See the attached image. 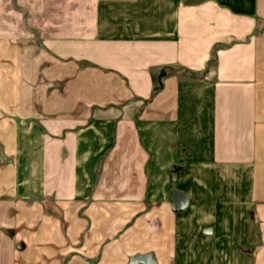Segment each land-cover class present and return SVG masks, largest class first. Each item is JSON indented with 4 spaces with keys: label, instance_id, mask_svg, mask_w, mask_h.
<instances>
[{
    "label": "crops",
    "instance_id": "0c3cea01",
    "mask_svg": "<svg viewBox=\"0 0 264 264\" xmlns=\"http://www.w3.org/2000/svg\"><path fill=\"white\" fill-rule=\"evenodd\" d=\"M0 264H264V0H0Z\"/></svg>",
    "mask_w": 264,
    "mask_h": 264
},
{
    "label": "water",
    "instance_id": "95a60500",
    "mask_svg": "<svg viewBox=\"0 0 264 264\" xmlns=\"http://www.w3.org/2000/svg\"><path fill=\"white\" fill-rule=\"evenodd\" d=\"M174 208L178 211L184 209L188 204L190 199L180 190H173L172 193Z\"/></svg>",
    "mask_w": 264,
    "mask_h": 264
}]
</instances>
